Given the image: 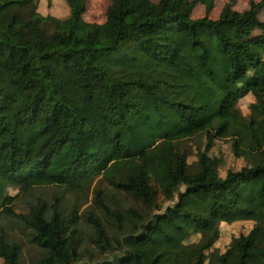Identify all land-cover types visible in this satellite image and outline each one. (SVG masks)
<instances>
[{"label":"trees","instance_id":"1","mask_svg":"<svg viewBox=\"0 0 264 264\" xmlns=\"http://www.w3.org/2000/svg\"><path fill=\"white\" fill-rule=\"evenodd\" d=\"M53 1L0 0V218L30 231L42 253L33 264H264V0L226 3L216 19L214 0H108L102 23L84 19L87 0H61L64 18L43 15ZM198 4L206 14L193 18ZM216 139L246 164L221 177ZM94 182L82 212L58 196L15 211L35 187L83 193ZM102 185L140 206L113 208ZM159 198L171 202L162 211ZM82 218L98 254L118 255L86 260ZM236 221L253 226L207 253L220 223ZM107 224L122 233L116 246ZM20 257L1 229L3 264Z\"/></svg>","mask_w":264,"mask_h":264},{"label":"rangeland","instance_id":"2","mask_svg":"<svg viewBox=\"0 0 264 264\" xmlns=\"http://www.w3.org/2000/svg\"><path fill=\"white\" fill-rule=\"evenodd\" d=\"M153 2H157L158 0H151ZM251 1H259V0H214V7L211 9L208 17L212 19H216L226 3L231 5V8L237 11H242L248 8L249 3ZM109 4L108 0H87L86 11L84 14V19L87 22L94 23H102L105 20L106 8ZM40 12L43 15H52L58 18H64L67 15L68 7L61 0H54L50 5L46 2H42L39 7ZM206 14L205 6L198 4L195 6L192 12L193 18H199ZM258 17L261 20H264V10H262ZM254 101V98L251 94H248L242 97L238 101V108L242 112V114L247 115L249 112V106ZM202 144V140L192 141L188 144V156L187 161L191 165L192 169H195L196 162V154L200 149ZM209 154L221 159V166L219 167V175L221 177L225 176L228 170L237 171L241 167H243L246 163L242 158H236L232 154L230 139H216L214 142V146L210 149ZM96 186V182H94L89 188L85 189L83 193H68L63 191L60 188L55 186H42L33 188L28 196L22 197L18 196L15 202V211L25 212L27 210V202L35 199H44L49 204L54 202V197L58 196L61 199L63 207L65 211H68L72 205H75L76 202L83 204L81 208H79V212H82L89 206L93 205V189ZM104 187V190L107 193V202L110 203L113 208L116 206L123 207H135L140 206L138 202H136L133 198L128 195L118 193L117 191H113L111 188ZM6 193L9 195H15L18 193L17 187H7ZM171 202L162 201L160 198L158 199V207L160 211H162L165 207H167ZM252 221H236L233 223H220L219 226V237L217 241L213 244L212 248L207 251L210 253L213 250H217L219 252H224L226 248L229 246L231 239L233 237H238L239 235L247 234L249 230L252 228ZM109 233L114 236L112 242L113 245L116 246V238L120 239L122 237V233L116 229L115 226H108ZM6 232L7 237L10 241L16 242L20 245L21 257L20 260L23 264H33L37 261L41 256V251L30 241L31 235L30 231L22 225L18 220L8 218L2 216L0 218V230ZM78 229L82 234V242L80 249L84 252L87 250L88 252L85 254V258L87 261L93 259L95 262L102 260H111L116 255V252H109L106 254H98V250L93 244V232L90 224L86 219H83L78 223ZM199 239V234L192 233L185 241L187 243L196 242ZM0 264H3L0 259Z\"/></svg>","mask_w":264,"mask_h":264}]
</instances>
